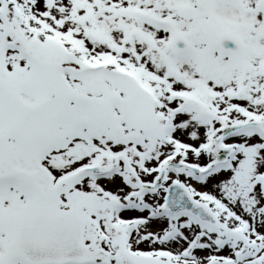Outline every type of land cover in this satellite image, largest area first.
I'll list each match as a JSON object with an SVG mask.
<instances>
[{"label":"snow or ice","instance_id":"obj_1","mask_svg":"<svg viewBox=\"0 0 264 264\" xmlns=\"http://www.w3.org/2000/svg\"><path fill=\"white\" fill-rule=\"evenodd\" d=\"M0 264H264V0H0Z\"/></svg>","mask_w":264,"mask_h":264}]
</instances>
